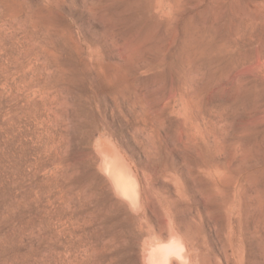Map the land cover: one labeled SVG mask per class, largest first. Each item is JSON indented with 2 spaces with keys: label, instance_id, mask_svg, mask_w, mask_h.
<instances>
[{
  "label": "rangeland",
  "instance_id": "374dc122",
  "mask_svg": "<svg viewBox=\"0 0 264 264\" xmlns=\"http://www.w3.org/2000/svg\"><path fill=\"white\" fill-rule=\"evenodd\" d=\"M0 264H264V0H0Z\"/></svg>",
  "mask_w": 264,
  "mask_h": 264
},
{
  "label": "bare ground",
  "instance_id": "6f19581e",
  "mask_svg": "<svg viewBox=\"0 0 264 264\" xmlns=\"http://www.w3.org/2000/svg\"><path fill=\"white\" fill-rule=\"evenodd\" d=\"M94 244V243H93Z\"/></svg>",
  "mask_w": 264,
  "mask_h": 264
}]
</instances>
